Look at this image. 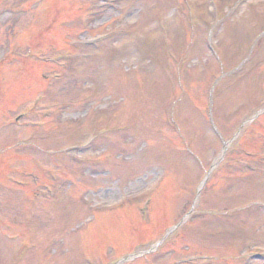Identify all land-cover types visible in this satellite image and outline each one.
Wrapping results in <instances>:
<instances>
[{
    "label": "rangeland",
    "instance_id": "obj_1",
    "mask_svg": "<svg viewBox=\"0 0 264 264\" xmlns=\"http://www.w3.org/2000/svg\"><path fill=\"white\" fill-rule=\"evenodd\" d=\"M262 31L264 0H0V264H264ZM210 118L242 130L202 186Z\"/></svg>",
    "mask_w": 264,
    "mask_h": 264
}]
</instances>
